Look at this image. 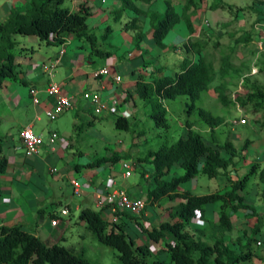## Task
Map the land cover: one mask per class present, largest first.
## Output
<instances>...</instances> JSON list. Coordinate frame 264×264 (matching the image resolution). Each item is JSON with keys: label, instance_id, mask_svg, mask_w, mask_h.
<instances>
[{"label": "trees", "instance_id": "1", "mask_svg": "<svg viewBox=\"0 0 264 264\" xmlns=\"http://www.w3.org/2000/svg\"><path fill=\"white\" fill-rule=\"evenodd\" d=\"M158 0H121L122 9L130 10L136 17L125 22L122 29L132 31L133 42L136 47L144 39L143 23L139 15L148 19L153 43L156 47H166L164 39L167 34L180 22L185 24L189 34L194 32L192 19L196 13L195 0H180L174 6L172 0H163V13L153 11L144 13L137 6V2L146 5L155 4ZM65 0H28L24 10L13 9L7 19L0 23V87L5 80H15L17 76L16 56L22 54L23 48L18 49L16 36H35L41 43L63 44L68 37L84 42L88 46L90 55L108 58L110 51L99 47L96 35L88 27V18L92 14L87 2L79 4L77 10L64 6ZM176 8L179 10L177 11ZM211 9L231 10L235 19L243 16L246 8L229 5L217 0ZM258 14L257 23L264 21V14L253 9ZM120 17V11H117ZM116 12V13H117ZM261 18H260V17ZM103 35V39L111 30ZM255 33H244L235 42L236 45L247 46L254 40ZM190 49L197 58H183L179 70L173 75H151L148 80L140 76L135 82L134 92L126 100L135 96L144 106L150 108V118L156 127L169 128L167 108L163 101L174 100L185 96L189 103L187 111L195 112L199 120L209 128V140L198 131L189 121L184 123L185 134L175 142L161 145L157 150L148 151L146 157L137 159L139 162L152 166L153 188L148 187L145 203L153 206L156 203L173 204L168 214L150 229L144 228L137 217L129 214H115L116 219L108 222L102 217L101 210L83 208L79 219L86 224L93 236L103 245L118 252L119 264H253L257 257L264 264V255H259L252 248L258 242L264 244V207L261 211L248 204L245 195L246 184L251 173L259 168L258 164H251L244 175L231 179L228 169L235 159L243 157L250 140L245 141L238 149L230 140L219 143L213 132L215 127L224 123V118L214 116L205 108L196 107V102L204 92L212 90L217 101L224 107L239 106L250 109L252 116L261 115L262 120L255 119L254 123L264 126V83L258 79L248 77L241 80V91L233 99L228 94L226 78L231 75L230 57L225 54L220 58L219 68L207 57L204 44L199 40H189ZM216 46V44H215ZM18 49V50H17ZM188 49V48H187ZM258 73L264 75V60L258 65ZM161 72V70H159ZM217 80V82H215ZM215 82V83H214ZM213 84V86H212ZM93 115V114H92ZM91 119L85 125L91 126L97 119ZM245 120V119H244ZM246 122V120H245ZM118 129L128 131L130 123L126 117L115 119ZM122 157L113 153L110 157L98 158L79 167L95 169L106 164H116ZM8 168V159L3 154V144L0 140V175ZM180 168L181 175L170 176L171 171ZM198 175L208 178L224 176L226 184L215 192L196 195L190 190H179V186L195 179ZM169 177V178H167ZM259 179L264 181V169L259 171ZM1 191V182H0ZM264 198V192H263ZM216 207L217 219L214 223L204 226H194L196 219L207 221L208 207ZM147 208V207H146ZM245 210L246 220H254L250 233L243 232L234 241L227 243V233L233 230L232 217L239 211ZM129 223H135L140 232L156 244L162 243L167 259L154 256L145 242H137L125 230ZM0 264H92L83 254L61 244L48 245L39 237L26 231L22 225L0 226Z\"/></svg>", "mask_w": 264, "mask_h": 264}, {"label": "crops", "instance_id": "2", "mask_svg": "<svg viewBox=\"0 0 264 264\" xmlns=\"http://www.w3.org/2000/svg\"><path fill=\"white\" fill-rule=\"evenodd\" d=\"M27 1L0 0V23L7 19L11 10L23 11ZM69 2L70 6L68 7L71 10H77L82 2H87L91 7L90 19L95 24L89 28L90 31L93 32V27L100 29L104 25H106L103 28L104 32L108 31L107 28L111 30L103 39V44L101 45L99 40L98 44L102 50L111 52V56L104 60L112 59V56H115L117 62L111 61L110 64H106L105 61L99 65L95 59L96 56L90 55L87 44L72 37L66 39L64 54L61 56L59 55L62 49L61 45L45 44L46 47L43 49L38 39L36 41L25 37L22 41L16 40L18 49H24L22 54L16 56V64H18L16 79L5 80L0 87V119L7 120L11 128L16 127L15 131L7 132V136H4L3 139L6 141L3 144V154L8 159V168L4 174L0 175V226L22 225L26 231L39 237L48 245L60 244L67 239L65 233L70 226L71 215L80 213L83 208L99 210L95 206L97 192L105 193L106 191L124 189L131 198H139L144 194V189L138 183L118 184L112 175L103 174L99 169L74 168L76 165H86L88 162L86 163L84 160L87 161L89 158L77 150L79 139L73 138L68 124L78 121L85 122V120L87 123V119L95 118L92 115L91 107L81 98L82 94L86 91L98 93L105 102L111 104L112 108L110 107L108 112H113L116 105L120 107L121 103H126V94L134 92L135 82L140 76L148 80L151 75H166L169 68L168 63L149 65L152 61L149 54L152 52L150 45H154V43L148 19L143 14L139 17L143 23L144 39L139 47H136L133 42L134 33L123 30L121 22L123 14H126L127 21L136 17V14L127 9L121 11V0H107L104 4L101 3V0H69ZM172 3L177 6L180 4V0H172ZM136 6L146 14L153 11L164 12V10L163 12L159 11L152 3L148 6L137 2ZM117 11H120V17H116ZM107 14H110V18L113 17L115 20V27L108 23L109 15ZM196 31L194 26V32L185 39V42L179 36L176 42L179 44L182 41V44L175 46L174 50L179 51L178 48L184 45L185 52L191 53L195 57L196 54L190 49L189 40L196 41L194 38L197 36ZM116 36L118 38L113 40V37ZM172 40H176V36ZM115 46L117 48L114 49ZM159 49L157 50L159 51ZM160 51L161 55L165 54L166 47ZM56 58H59V63L54 65ZM191 59L193 58L191 57ZM48 67L52 68L51 77L45 71L48 70ZM106 67L109 70L107 76L99 78L92 76L94 72ZM155 70L158 74H152ZM123 71L129 73L127 80L123 78ZM175 72L169 75H173ZM115 75L121 77V83L114 82L113 76ZM50 82L61 84L62 94L75 96L73 108L55 120H49L45 115V111L53 105V100L45 93ZM32 87L40 91L38 105H33L29 98L28 91ZM119 90L121 94L118 95ZM133 98L135 99V96ZM14 112L16 115H11ZM68 114L72 116L71 121H69ZM52 121L55 124L53 127L50 126ZM27 125H30L35 133L41 134L45 140L38 154L30 158L24 156L19 138L20 131ZM13 132L15 134H12ZM53 132L58 135V138L53 144H50L48 139ZM0 140L2 141V139ZM58 163H61L63 167L57 168ZM53 169L56 172H52ZM45 173H49L51 177H46ZM72 178L79 180L82 185V194L79 197L73 195L71 186L70 196L65 195L63 180L70 185ZM65 208L68 209V214L62 215L61 211ZM149 213L150 211L146 210L145 216L147 215L146 218L150 221ZM102 217L108 222H113L116 219L108 207L102 209ZM54 220L57 222L52 225ZM150 222L153 225L158 223ZM78 223L84 224L81 220Z\"/></svg>", "mask_w": 264, "mask_h": 264}, {"label": "rangeland", "instance_id": "3", "mask_svg": "<svg viewBox=\"0 0 264 264\" xmlns=\"http://www.w3.org/2000/svg\"><path fill=\"white\" fill-rule=\"evenodd\" d=\"M195 1L197 6L196 13L193 17V27L195 26L197 30L195 32L197 35L194 37L195 40H199L200 43L206 45L205 52L207 53V57L213 62L216 69L219 68L221 56L227 54L230 57L231 75L225 80L230 97L234 99L237 92L241 91L242 78L248 77L252 80L255 78L261 83H264V75L257 71L258 65L264 60V45H262L261 49L259 47L260 39L264 41V21L257 23L256 19L258 18V14H255L254 10H251V8L258 9L264 14V2L262 0H221L229 5L246 8L243 16L240 15L238 19H235L231 10L211 9V5L217 0ZM64 6H70L69 0H65ZM154 7L163 12L164 1L158 0L154 4ZM176 10L178 11L179 8H176ZM107 15H109L108 23L111 24L112 27H115V20L113 17L110 18V14ZM261 17L264 18L263 16ZM127 20L126 14H123L121 22L124 24ZM87 23L89 28H92L95 24L90 17ZM104 27H106V25L100 27V29L97 27L95 29L93 27L92 29L101 45L104 42L102 38L105 34L103 30ZM249 31L255 33L254 40L247 46L236 45L235 42L239 37ZM189 35L185 24L180 22V24L171 30L164 39L167 50L165 54L161 55L162 52L159 48H156L153 44L150 45L152 52H149V54L151 55L152 61L149 65L156 66V64L162 65L163 63H168L169 68L165 74L169 75L179 70L178 66L183 58H197V55L193 57L191 53L185 52L184 45L178 48L179 51L174 50L175 46H181L182 41L184 40L185 42V39ZM175 36L176 40H172ZM179 36L182 41L178 44L176 41ZM25 37L37 41V37L35 36L17 35L15 38L17 41H22ZM117 38V36L115 38L113 37V40ZM41 44L44 49L46 47L45 43ZM115 48L117 47L115 46L114 49ZM157 49H159L160 54H158L159 51ZM95 59L99 65L105 63V61L106 64H110L111 61L117 62V57L115 56L107 60L99 57H95ZM156 71L157 70L152 74H158ZM122 74L124 80H127L129 73H124L123 71ZM215 82H217V80ZM119 94H121L120 90L118 95ZM127 94L125 97L126 103H121L120 107L116 105V109H114L113 112H103L99 115L100 118L96 117L97 119L91 126L85 125V120V122L78 121L73 124L69 123L68 128L72 132L73 138L79 139V148L77 150L88 156L89 159L84 156L87 161L83 159L86 163L98 158L110 157L113 153L120 155L122 159L118 163L114 165L106 164L95 169H99L103 174L112 175L118 184L131 185L138 183L139 186L144 189V194L139 198L145 201L148 187H154L151 178L153 171L151 165L139 162L137 159H143L146 157L148 151L157 150L161 145H169L175 142L179 137L184 136V123L186 121L192 123L194 129L200 132L206 140H209L210 133L209 128L199 120L195 112L189 113L187 111L186 104L189 103V101L185 96H179L174 100L163 101L164 106L167 108V120L169 124V128L165 129L155 126L154 120L149 116V106H144L142 101L136 98L134 99L133 97L126 100L128 98ZM196 107L205 108L214 116L224 118V123L215 127L213 132L219 143L230 140L236 148L241 149L245 141L250 140L247 150L243 151V157L233 161V165L228 169V174L231 176V179H236L237 177L243 176L245 171H249V166L251 164H258L259 169L255 173H251L242 194L245 195L248 204L252 205L256 210L261 211L264 207V198L262 196L264 192V181L259 179V171L260 169H264V126L260 124L261 122L254 123L255 119L262 120L261 115L257 114L252 116L251 113H249L250 109H242L237 105L228 108L222 106L217 101L212 90L201 94L199 100L196 102ZM11 115L15 116L16 112ZM68 116L69 121H71V114H68ZM118 116H123L128 119L130 123V129L128 131L116 128L115 119ZM241 118L246 120L245 124H231L232 120ZM90 119L87 120L90 121ZM54 125V121L50 122L51 127ZM15 128L16 127L11 128L7 120L0 119V139H2V144L6 143L3 139L7 136V132L15 131ZM12 134H15V132ZM123 161L129 163L132 167V175L127 179L122 178V173L124 172L122 168ZM56 166L57 168L63 167L61 163H58ZM181 174L182 171L180 168H175L171 171L170 176H178ZM45 175L48 178L51 177L49 173H45ZM225 184L226 179L224 176L208 178L205 175H198L195 179L181 184L179 190H190L193 194L205 195L222 189ZM63 186L64 192H66L65 195L70 196L71 185L63 180ZM62 202V204H64V201ZM145 204L147 207L145 212L146 210H148V212L150 211L149 219L154 222H159L165 218L168 214L167 208L173 205L171 203H156L153 206L147 203ZM216 210H218L217 207L216 209L212 206L208 207L206 214L208 220L202 221L196 219L194 226L202 227L214 223L217 219ZM246 213L247 211L241 210L232 217L233 230L227 233V243L234 241L237 236H242L245 231L248 234L250 233L249 230L254 220H246ZM146 217L147 215L137 218V220L144 228L150 229L153 224H151ZM67 219L69 220V218ZM79 220V213L71 215L70 226L65 233L67 239L60 244L73 249L76 253L83 254L92 264H119L118 252L101 244L86 227L85 223L83 225L78 223ZM125 230L128 235L136 239L137 242H145L150 247L154 256L157 255L161 259H167L166 255L160 252V250L163 249L162 243L156 244L151 242L146 234L139 231L135 223H129L128 226H125ZM262 233H264V227H262ZM252 248L255 249L257 254L264 255L263 243L259 245L252 244ZM253 264H262V261L254 257Z\"/></svg>", "mask_w": 264, "mask_h": 264}, {"label": "built area", "instance_id": "4", "mask_svg": "<svg viewBox=\"0 0 264 264\" xmlns=\"http://www.w3.org/2000/svg\"><path fill=\"white\" fill-rule=\"evenodd\" d=\"M107 0H101V3H106ZM264 2V0H262ZM65 43V42H64ZM61 44L62 49L59 52V55L64 54L65 44ZM262 45H264V41L260 39L259 47L261 49ZM59 63V58H56L54 61V65ZM46 73L51 77L52 76V68L48 67V70H45ZM109 74L108 68H103L97 72H94L92 76L94 78H99L103 76H107ZM113 80L115 83H121L122 79L119 75L113 76ZM45 93L49 98L53 100V105L51 108L45 111V115L49 120H55L60 115L65 112L70 111L73 108L75 103V96L73 95H64L62 94V86L61 84L50 82L45 89ZM29 98L33 105H38L40 103V91L37 88H30L28 91ZM81 98L87 102V104L91 107L92 113L95 116L101 115L105 111H109L111 104L105 102L98 93L92 91H86L82 94ZM113 106V105H112ZM112 108V107H111ZM245 120L234 119L231 121V124H245ZM22 151L25 157L30 158L38 154L39 149L44 144L45 140L41 134H37L32 130L30 125L25 126L19 134ZM58 138V135L53 132L49 136V143L53 144L55 140ZM122 168L124 172L122 173L123 178L127 179L132 175V167L126 161L122 162ZM52 172H56L55 169ZM70 185L72 187V193L75 197H79L82 194V185L79 180L72 178L70 179ZM95 206L101 210L104 207H108L112 213V216L115 214H129L131 216L141 218L145 216L146 204L140 198H131L126 190L124 189H116L112 191H106L105 193L97 192L95 194ZM62 215L68 214V209L65 208L61 211ZM115 221V219H114ZM57 221H52V225H55ZM258 245L260 242L257 243Z\"/></svg>", "mask_w": 264, "mask_h": 264}]
</instances>
